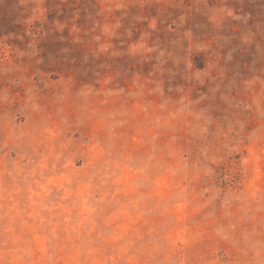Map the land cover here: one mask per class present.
<instances>
[{
    "label": "rangeland",
    "instance_id": "1",
    "mask_svg": "<svg viewBox=\"0 0 264 264\" xmlns=\"http://www.w3.org/2000/svg\"><path fill=\"white\" fill-rule=\"evenodd\" d=\"M0 264H264V0H0Z\"/></svg>",
    "mask_w": 264,
    "mask_h": 264
}]
</instances>
